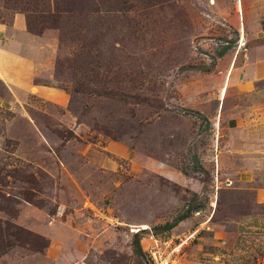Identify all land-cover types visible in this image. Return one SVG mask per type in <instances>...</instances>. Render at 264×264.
I'll return each mask as SVG.
<instances>
[{"label": "rangeland", "instance_id": "obj_1", "mask_svg": "<svg viewBox=\"0 0 264 264\" xmlns=\"http://www.w3.org/2000/svg\"><path fill=\"white\" fill-rule=\"evenodd\" d=\"M17 13L56 101L0 82V264H148L150 235L193 230L172 264H264V101L237 89L264 0H0Z\"/></svg>", "mask_w": 264, "mask_h": 264}, {"label": "crops", "instance_id": "obj_2", "mask_svg": "<svg viewBox=\"0 0 264 264\" xmlns=\"http://www.w3.org/2000/svg\"><path fill=\"white\" fill-rule=\"evenodd\" d=\"M26 21L22 14H15L9 22H0V82L7 89L10 96L17 89L38 91L49 100L56 101L55 95L47 86H36L31 84L35 67L37 66V56L40 55V37L27 30ZM262 43L258 47L250 48L247 54V60L238 66L241 70L240 78L246 76L254 78L253 82H243L237 88L245 94L253 95L255 100L264 101V30H262ZM7 96L0 94V100L3 101ZM14 97V96H13ZM65 98H61L59 103H64ZM239 126L231 133L233 137L248 138V134ZM236 130V131H235ZM244 145H248L247 142ZM206 231V229H205ZM209 232V231H206ZM204 232V233H206ZM210 237V236H209Z\"/></svg>", "mask_w": 264, "mask_h": 264}, {"label": "built area", "instance_id": "obj_3", "mask_svg": "<svg viewBox=\"0 0 264 264\" xmlns=\"http://www.w3.org/2000/svg\"><path fill=\"white\" fill-rule=\"evenodd\" d=\"M196 236L197 231L193 230L184 236L183 239H180L179 243L173 244V239L169 237L155 238L153 235H150V241L148 239L144 247V253L148 264H172L176 262V252H178L179 247L187 240H194Z\"/></svg>", "mask_w": 264, "mask_h": 264}, {"label": "trees", "instance_id": "obj_4", "mask_svg": "<svg viewBox=\"0 0 264 264\" xmlns=\"http://www.w3.org/2000/svg\"><path fill=\"white\" fill-rule=\"evenodd\" d=\"M262 26H263V28H264V22L262 23Z\"/></svg>", "mask_w": 264, "mask_h": 264}, {"label": "bare ground", "instance_id": "obj_5", "mask_svg": "<svg viewBox=\"0 0 264 264\" xmlns=\"http://www.w3.org/2000/svg\"><path fill=\"white\" fill-rule=\"evenodd\" d=\"M243 45V44H242Z\"/></svg>", "mask_w": 264, "mask_h": 264}]
</instances>
